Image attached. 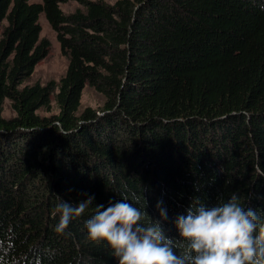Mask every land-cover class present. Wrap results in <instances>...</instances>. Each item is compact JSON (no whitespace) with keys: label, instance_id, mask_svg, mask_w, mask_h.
<instances>
[{"label":"trees","instance_id":"1","mask_svg":"<svg viewBox=\"0 0 264 264\" xmlns=\"http://www.w3.org/2000/svg\"><path fill=\"white\" fill-rule=\"evenodd\" d=\"M41 15L67 69L23 85L48 54ZM85 87L99 109L80 110ZM233 194L264 223V0H0V264H118L86 224L120 200L180 254L176 219ZM90 197L58 233L61 200Z\"/></svg>","mask_w":264,"mask_h":264},{"label":"clouds","instance_id":"2","mask_svg":"<svg viewBox=\"0 0 264 264\" xmlns=\"http://www.w3.org/2000/svg\"><path fill=\"white\" fill-rule=\"evenodd\" d=\"M93 198L72 205L61 200L56 227L63 233L73 217H79ZM195 210L176 219L179 244L187 247L178 254L173 239L166 237L159 221L142 224L145 213L127 200H120L87 221L89 239L106 243L118 264H264V223L256 211L245 209L235 194L222 204L206 208L197 201ZM157 203L161 220L167 211Z\"/></svg>","mask_w":264,"mask_h":264},{"label":"rangeland","instance_id":"3","mask_svg":"<svg viewBox=\"0 0 264 264\" xmlns=\"http://www.w3.org/2000/svg\"><path fill=\"white\" fill-rule=\"evenodd\" d=\"M104 1L108 4H112L115 0ZM31 2H40V0H31ZM60 8L65 14H68L78 8L82 9L83 7L75 1H70L60 5ZM39 25L41 28L40 39H45L49 43L48 54L35 66L32 76L25 81L23 85H32L34 83L44 85L50 81L58 82L60 78L64 76L67 69V59L61 54L55 32L50 28L43 15L39 18ZM103 101V97L100 94L96 93L90 87H85L81 95L80 110L82 111L85 108L99 109ZM56 113L57 109L53 102L49 112L45 110L38 111V114L42 117H49ZM2 117L5 119L14 117V113L7 100L3 105Z\"/></svg>","mask_w":264,"mask_h":264}]
</instances>
